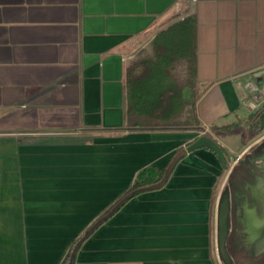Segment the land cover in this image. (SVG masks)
Here are the masks:
<instances>
[{"label": "crops", "instance_id": "0c3cea01", "mask_svg": "<svg viewBox=\"0 0 264 264\" xmlns=\"http://www.w3.org/2000/svg\"><path fill=\"white\" fill-rule=\"evenodd\" d=\"M188 15L202 126H134L126 61ZM250 80L264 84V0H0V264H60L136 173L202 135L228 151L229 168L207 149L187 152L165 186L101 224L74 264L250 259L264 236V186L237 179L228 194L238 170L264 169V112L255 135Z\"/></svg>", "mask_w": 264, "mask_h": 264}, {"label": "trees", "instance_id": "16d2710c", "mask_svg": "<svg viewBox=\"0 0 264 264\" xmlns=\"http://www.w3.org/2000/svg\"><path fill=\"white\" fill-rule=\"evenodd\" d=\"M196 28L195 15L179 18L158 31L147 45L126 61V115L134 126H202L197 112L201 90L197 78ZM262 112L264 104L248 117L255 135L262 131L259 127V116ZM237 124L214 125L212 129L233 130ZM201 148L213 152L223 167L229 168V163L220 156L223 148L208 136L202 135L180 144L164 167L147 165L136 173L128 189L84 233L69 243L60 264H74L83 242L101 224L139 193L165 186L176 164L187 152ZM233 171L234 169L230 177Z\"/></svg>", "mask_w": 264, "mask_h": 264}, {"label": "rangeland", "instance_id": "374dc122", "mask_svg": "<svg viewBox=\"0 0 264 264\" xmlns=\"http://www.w3.org/2000/svg\"><path fill=\"white\" fill-rule=\"evenodd\" d=\"M149 38H147L146 42H142L140 45H137L134 50L132 51V56L135 55L141 48H143L145 45L148 44ZM148 41V42H147ZM130 57V58H131ZM258 165V164H257ZM254 166V168L251 171H244L242 169L238 170L235 174V177L233 178V181L229 185L228 194L229 191H232V186L235 184V181L238 179V185H243V181L247 178H249L251 181L250 183L252 186L256 189H261V186H264V177L262 174H264V169H261L260 167ZM260 166V165H258ZM241 180V183H240ZM239 185V186H240ZM262 186V187H263ZM260 195H257L258 201L260 200ZM243 200V198H242ZM234 264V263H233ZM235 264H264V236L260 239L259 243H257V250L254 256H252L250 259L247 258H239L236 260Z\"/></svg>", "mask_w": 264, "mask_h": 264}, {"label": "built area", "instance_id": "2783aa9c", "mask_svg": "<svg viewBox=\"0 0 264 264\" xmlns=\"http://www.w3.org/2000/svg\"><path fill=\"white\" fill-rule=\"evenodd\" d=\"M246 87L251 91V101L247 108L250 112H255L264 104V84L259 85L255 81L250 80L247 82Z\"/></svg>", "mask_w": 264, "mask_h": 264}, {"label": "water", "instance_id": "95a60500", "mask_svg": "<svg viewBox=\"0 0 264 264\" xmlns=\"http://www.w3.org/2000/svg\"><path fill=\"white\" fill-rule=\"evenodd\" d=\"M186 96L188 97L189 96V93L188 91L186 92ZM220 156L223 158V159H231V156L229 155L228 151H226L225 149H223L222 151H220Z\"/></svg>", "mask_w": 264, "mask_h": 264}]
</instances>
